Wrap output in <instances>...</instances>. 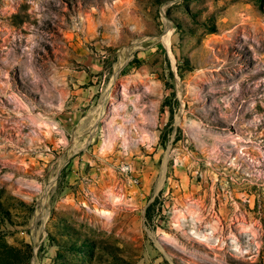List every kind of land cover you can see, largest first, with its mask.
<instances>
[{
	"label": "rangeland",
	"instance_id": "1",
	"mask_svg": "<svg viewBox=\"0 0 264 264\" xmlns=\"http://www.w3.org/2000/svg\"><path fill=\"white\" fill-rule=\"evenodd\" d=\"M0 264H264V0H0Z\"/></svg>",
	"mask_w": 264,
	"mask_h": 264
}]
</instances>
